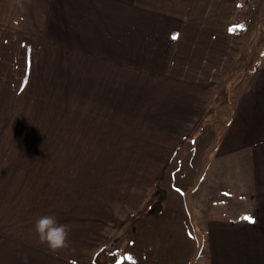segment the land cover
<instances>
[{
	"label": "crops",
	"instance_id": "0c3cea01",
	"mask_svg": "<svg viewBox=\"0 0 264 264\" xmlns=\"http://www.w3.org/2000/svg\"><path fill=\"white\" fill-rule=\"evenodd\" d=\"M240 4L0 0L11 22L0 23V151L2 134L13 135L28 163L29 107L44 111L31 70L52 75L61 122L87 106L107 113L49 148L55 180L100 174L74 213L73 264H264V60L241 101L222 92L246 37L232 23ZM67 147L92 154L67 158Z\"/></svg>",
	"mask_w": 264,
	"mask_h": 264
},
{
	"label": "rangeland",
	"instance_id": "374dc122",
	"mask_svg": "<svg viewBox=\"0 0 264 264\" xmlns=\"http://www.w3.org/2000/svg\"><path fill=\"white\" fill-rule=\"evenodd\" d=\"M9 7H1L6 8V12L0 15L2 17L0 22L2 25L8 26L11 24L8 20L10 16ZM236 11L238 17L232 22L233 27L243 37L245 35L246 37L245 39L243 38L241 55L239 54L240 57L233 64L231 71H229V77L222 92L223 94L228 91H230L229 94L234 92L235 100L238 102L246 94L250 78L253 77L261 61L264 60V0H241V4ZM249 30H251L250 33ZM255 30L258 31V36L255 34ZM85 32V29L79 30V34ZM75 40L73 38L69 41L71 46H67V50L76 48L75 46L73 47L74 43H76ZM254 44L255 47L253 46ZM49 48L52 52V44H50ZM70 66L71 68L74 67L72 64H67V67ZM33 73L36 75H32ZM51 76L46 71L41 70H31L29 72V83L34 82V87L37 86L38 88L41 82L45 83L40 85V90L35 89L36 94L32 95L31 98L37 109L41 105V109L44 110L43 114L40 115V112H38V116L35 114L34 109L29 107L28 163H26L25 157H22L17 150L19 144L15 141L13 135L2 134V146L5 148L0 151V264H73L74 260H78L80 257L78 254L80 246L75 245V238L79 237L80 230L77 229L76 231L77 237L72 226L76 222L79 227L81 221L74 218V213L83 209L77 206L78 201L82 202L83 196L90 194V181L97 184L100 174H95L94 176L76 175L77 177H75L65 173L61 180H55L56 177L51 175L52 171L49 170L47 163L51 162L52 157H55L56 154L54 155V151H50L49 148H52L53 142L61 140V137L62 140L69 143L72 140L71 138L74 137L75 131H78V127L86 125L87 115L104 116L107 113L100 108L87 106L90 113L84 111V109L82 110L84 114L83 112H78L74 116V109L71 110L67 105L69 108L68 113H71L74 117L66 118V120L62 117L61 122V112H58V108L65 102L52 99V97L58 99V88L46 84V81H50L51 78L49 77ZM96 91H99V87L96 88ZM75 94V92H72V95ZM64 97L63 93V99ZM96 106H98L97 102ZM47 109L49 111H46ZM81 109H83V105ZM111 113L112 111L110 110L109 114ZM112 121L114 122V120ZM61 125L63 128L59 129ZM219 125H222V123H219ZM9 129H12V127H9ZM86 131L88 130L85 129L84 132ZM138 136H141V134ZM18 141H20V138H18ZM24 141L26 140L24 139ZM42 141L44 144L41 146H32L33 143ZM104 149L105 145L91 147V150L101 153ZM91 150L84 151L88 152V155H83L80 152L76 155L78 151H69L67 147L66 157H89L92 154ZM84 152L82 151V153ZM42 158L45 159L44 163L46 166L36 164V160ZM107 172L109 174V169H107ZM109 177L113 179L110 174ZM107 182L108 184L111 183L110 180ZM43 190L47 192V195L41 196ZM154 191L155 186L148 192L147 198L142 200L143 204L147 203L152 196H155V194L153 195ZM151 193L152 195L150 196ZM104 202L109 201L106 200ZM45 203L50 204L45 205ZM74 206H77L75 210ZM59 207L63 209L60 208L59 210ZM45 214L58 216L57 219L59 221L70 226L68 234L69 244L67 247L53 251L47 244L40 242L33 223L36 217ZM135 217L133 216L130 219L133 220ZM129 224L126 222L123 228H127ZM122 232L123 230L119 237ZM112 247H116V245L114 246L113 244ZM98 253L101 259L102 251H97L96 255Z\"/></svg>",
	"mask_w": 264,
	"mask_h": 264
},
{
	"label": "clouds",
	"instance_id": "9594fccd",
	"mask_svg": "<svg viewBox=\"0 0 264 264\" xmlns=\"http://www.w3.org/2000/svg\"><path fill=\"white\" fill-rule=\"evenodd\" d=\"M35 232L40 242L56 251L68 246L69 225L61 222L53 214L40 215L34 219Z\"/></svg>",
	"mask_w": 264,
	"mask_h": 264
},
{
	"label": "water",
	"instance_id": "95a60500",
	"mask_svg": "<svg viewBox=\"0 0 264 264\" xmlns=\"http://www.w3.org/2000/svg\"><path fill=\"white\" fill-rule=\"evenodd\" d=\"M115 260H116V255H111V256L109 257V261H110L111 263H114Z\"/></svg>",
	"mask_w": 264,
	"mask_h": 264
},
{
	"label": "trees",
	"instance_id": "16d2710c",
	"mask_svg": "<svg viewBox=\"0 0 264 264\" xmlns=\"http://www.w3.org/2000/svg\"><path fill=\"white\" fill-rule=\"evenodd\" d=\"M100 260V256H99V253L95 256V263H98Z\"/></svg>",
	"mask_w": 264,
	"mask_h": 264
},
{
	"label": "snow or ice",
	"instance_id": "6c2138e0",
	"mask_svg": "<svg viewBox=\"0 0 264 264\" xmlns=\"http://www.w3.org/2000/svg\"><path fill=\"white\" fill-rule=\"evenodd\" d=\"M248 219H252V217H248Z\"/></svg>",
	"mask_w": 264,
	"mask_h": 264
}]
</instances>
